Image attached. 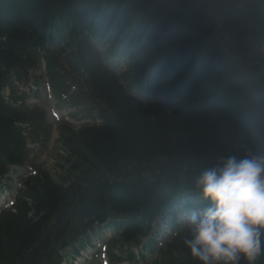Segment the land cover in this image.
<instances>
[{
	"label": "trees",
	"instance_id": "16d2710c",
	"mask_svg": "<svg viewBox=\"0 0 264 264\" xmlns=\"http://www.w3.org/2000/svg\"><path fill=\"white\" fill-rule=\"evenodd\" d=\"M94 41L125 59L121 80ZM261 44L264 0H203L191 11L169 0H0V174L26 163L17 124L41 126L36 110L12 105L1 91L41 58L53 92L83 81L86 95L77 86L72 103L84 97L101 120L76 132L61 126L57 180L40 167L22 180L13 208L0 212V264H60L64 247L89 243L87 232L103 222L119 231L107 243L114 257L115 248L138 244L156 215L172 211L180 190L193 192L187 203L208 206L195 187L198 173L228 156L264 155ZM255 61L263 69L251 76L246 64ZM147 72L166 103L128 91L140 89ZM186 237L189 229L157 248L146 244L156 254L151 264H200Z\"/></svg>",
	"mask_w": 264,
	"mask_h": 264
},
{
	"label": "clouds",
	"instance_id": "9594fccd",
	"mask_svg": "<svg viewBox=\"0 0 264 264\" xmlns=\"http://www.w3.org/2000/svg\"><path fill=\"white\" fill-rule=\"evenodd\" d=\"M208 201L191 210L184 239L200 264H256L264 255V155L228 156L195 177Z\"/></svg>",
	"mask_w": 264,
	"mask_h": 264
},
{
	"label": "rangeland",
	"instance_id": "374dc122",
	"mask_svg": "<svg viewBox=\"0 0 264 264\" xmlns=\"http://www.w3.org/2000/svg\"><path fill=\"white\" fill-rule=\"evenodd\" d=\"M29 73L24 84L20 83L16 85L13 94H10L8 90H4L3 94L8 101H10L9 97L12 99L16 98L15 102H17L18 105L21 104L23 100L27 106H33L43 110L45 128L48 130V135L47 132H41L37 137L31 136L29 127L26 125L24 126L28 138L27 147L31 152L29 155V164L27 167L21 169L15 168L11 172L9 171L7 176L11 180L10 185L12 190L8 192L7 190L1 189L0 204L2 205L12 199L14 189L18 186V178L32 170V163L48 170L51 177L57 180L60 174H62L59 164L62 163V158L60 156L63 153L62 147L57 143L59 136L58 124L62 121H68L70 125L73 126L74 130H77L78 127L85 122L81 119H73L70 116L72 109H70L69 106H60L56 103L49 94L45 80L36 78V76H39L38 72H36L35 75L32 72ZM129 263L130 262H128V264ZM90 264H107V262L100 256ZM124 264L127 263L125 262Z\"/></svg>",
	"mask_w": 264,
	"mask_h": 264
},
{
	"label": "water",
	"instance_id": "95a60500",
	"mask_svg": "<svg viewBox=\"0 0 264 264\" xmlns=\"http://www.w3.org/2000/svg\"><path fill=\"white\" fill-rule=\"evenodd\" d=\"M173 3H176L177 5H179L180 7H182L185 10H192L193 8H195L200 0H169ZM214 36L215 38L219 41V43L222 45L223 49L225 50V52L232 58H236L237 57V53L234 50V48L232 47L230 41L228 40V38L218 32L217 30L214 31ZM261 64L259 63H252V64H248V68L251 74H256L261 70Z\"/></svg>",
	"mask_w": 264,
	"mask_h": 264
}]
</instances>
